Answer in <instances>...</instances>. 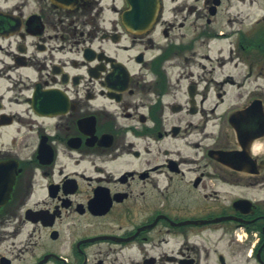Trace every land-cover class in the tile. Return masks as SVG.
Listing matches in <instances>:
<instances>
[{"label": "flooded vegetation", "instance_id": "obj_1", "mask_svg": "<svg viewBox=\"0 0 264 264\" xmlns=\"http://www.w3.org/2000/svg\"><path fill=\"white\" fill-rule=\"evenodd\" d=\"M0 264H264V0H0Z\"/></svg>", "mask_w": 264, "mask_h": 264}]
</instances>
